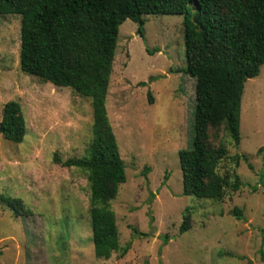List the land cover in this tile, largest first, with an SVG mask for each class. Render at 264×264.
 Here are the masks:
<instances>
[{"label": "rangeland", "instance_id": "rangeland-1", "mask_svg": "<svg viewBox=\"0 0 264 264\" xmlns=\"http://www.w3.org/2000/svg\"><path fill=\"white\" fill-rule=\"evenodd\" d=\"M145 19L143 37L131 20L120 26L108 94L127 175L111 207L120 246L131 248L106 260L95 256L87 174L55 161L87 155L91 99L23 73L21 17L0 16V121L5 104L17 101L27 122L21 144L0 135V197L26 207L16 216L0 202V264H264V66L245 84L241 144L219 133L229 149L220 172L233 182L238 175L240 190H227L222 201L186 196L179 154L190 146L196 79L175 72L186 67L183 16ZM238 154L248 160L235 166ZM186 214L190 229L180 234Z\"/></svg>", "mask_w": 264, "mask_h": 264}, {"label": "trees", "instance_id": "trees-1", "mask_svg": "<svg viewBox=\"0 0 264 264\" xmlns=\"http://www.w3.org/2000/svg\"><path fill=\"white\" fill-rule=\"evenodd\" d=\"M21 17L20 69L58 88H69L91 99L93 138L81 158L55 161L87 174L90 223L95 256H125L131 243L120 246L116 213L111 202L126 183V166L108 114L120 26L131 20L144 36L146 16H183L186 67L176 70L196 79V102L190 146L180 151L183 192L198 199L222 201L226 191L240 190L241 178L222 174L229 156L219 133L225 130L234 145L241 144V105L245 84L264 66V0H0V16ZM154 77L150 78V83ZM142 82L140 86H146ZM152 103L151 93H148ZM219 138L212 143L211 136ZM0 135L23 143L27 122L17 101L5 104ZM245 155L231 160L239 166ZM16 216L26 212L19 198L0 197ZM238 220L243 212L235 208ZM190 229L185 215L180 234ZM134 230V229H133ZM264 237V229L262 230ZM136 237L147 236L135 231ZM165 238L164 243H168Z\"/></svg>", "mask_w": 264, "mask_h": 264}]
</instances>
